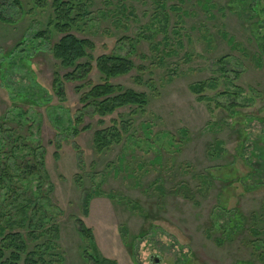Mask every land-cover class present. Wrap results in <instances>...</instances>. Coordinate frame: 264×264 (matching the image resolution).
<instances>
[{
	"label": "rangeland",
	"instance_id": "rangeland-1",
	"mask_svg": "<svg viewBox=\"0 0 264 264\" xmlns=\"http://www.w3.org/2000/svg\"><path fill=\"white\" fill-rule=\"evenodd\" d=\"M21 1L0 7L12 19L0 21V172L14 177L11 188L0 181L6 231L11 218L20 219L19 206L37 201L48 226L51 218L59 226L56 264H95L77 219L92 229L96 253L116 264H184L190 256L200 264H264V172L255 175L264 168L255 156L264 136V0H92L72 30L95 44L89 78L102 81L98 56L128 55L135 67L110 81L144 92L148 105L143 114L120 108L105 117L109 125L121 115L131 127L103 153L93 148L99 116L87 109L78 128H90L77 138L83 165L72 118L83 107L76 87L85 81L64 80L71 69L52 53L61 33L38 35L51 8ZM197 83L202 92L191 89ZM8 130L21 147L17 158L3 136ZM35 155H43L49 181L24 171ZM28 205L31 216L35 205ZM10 231L23 236L27 251L44 240H34L28 224Z\"/></svg>",
	"mask_w": 264,
	"mask_h": 264
},
{
	"label": "trees",
	"instance_id": "trees-1",
	"mask_svg": "<svg viewBox=\"0 0 264 264\" xmlns=\"http://www.w3.org/2000/svg\"><path fill=\"white\" fill-rule=\"evenodd\" d=\"M9 4L13 6L22 7L21 0H9ZM33 8L40 9L41 11H49L51 8L52 15L48 17L47 27L45 30L38 32L39 36L45 37L49 35V31L55 30L62 34L57 42L52 46V53L54 57L59 60L60 64L64 68L69 70L64 77V80H75V81H85L76 87V90L80 93V102L83 107L80 109V115L72 118L73 123V147L77 152L78 163L83 165L85 162L84 153L77 142V138L81 130H87L90 125H85L79 131L78 126L84 121V115H86L90 108V113L95 116H99L98 123L100 125L94 131L93 134V148L96 153H103L104 151L110 149L113 145L119 144L122 141L123 135L127 134L131 125L123 119V116L119 115L121 118L119 121L116 118L110 120V124L107 125L105 122V117L112 115L120 108H129L131 114H143L145 113L146 107L148 105V98L144 92H139L131 88H124L120 84H114L110 80L111 78L128 74L134 67V61L130 59L128 55H107L103 54L95 58L96 66L101 74L102 81L99 83H93L89 78L93 70V51L95 49V44L92 40L87 38H80L72 30L79 27L89 15L88 8L93 4L92 0H29ZM211 1H207L204 4L208 7ZM8 5L7 0H0V7L5 8ZM133 13V10L130 14ZM49 16V15H48ZM0 21L10 23L12 19L6 16L5 13L0 12ZM181 22H184L182 16ZM153 44V43H152ZM166 45L170 44L169 38L165 41ZM154 51H159L160 46L156 43L152 45ZM165 47L163 51H166ZM174 49L168 50L169 54H172ZM160 63H164V57L159 58ZM63 81L55 79V87L57 90L64 94V87L61 86ZM87 87L86 90H83ZM191 89L194 92H202L204 90V83L192 84ZM237 117L240 115L239 112L236 113ZM73 116V115H72ZM4 122L3 116L0 113V130L3 129L2 123ZM142 128L148 130L149 124L142 123ZM147 132V131H146ZM8 135L3 134L5 138L8 139L11 146L13 147L11 152V158H17L18 147L17 138H15V133L13 134L11 130L7 131ZM149 136V137H148ZM147 138L151 136L148 135ZM217 142L215 149H213L217 155L221 154L222 147ZM58 148L60 147L57 144ZM255 156L264 159V136L261 138V143L255 145ZM5 168V167H4ZM24 171L35 173L39 172L42 180L49 181V176L45 168V161L43 155L38 157L35 155L34 161H27L23 166ZM264 168L256 170L255 175H260ZM254 175V173H253ZM5 176V177H4ZM13 174L10 175L6 170L0 172V181L9 183L6 184L7 187H12L11 183L14 181ZM238 178V177H236ZM220 180L226 184L229 178L220 177ZM51 186V187H50ZM50 190L53 191V187L50 184ZM9 189V188H8ZM12 191L11 189H9ZM39 193L40 185H39ZM43 197L49 201L47 195ZM89 197V195H88ZM37 201L29 202L26 200L24 205L18 207V213L20 214V219H13L8 221V230L6 231L5 225L0 222V264H21V259L23 254L26 257L23 258V264H56V258L52 257L59 246L57 240L59 239V226L55 222L54 218L50 219V226L46 223L47 211H44L40 207ZM87 199L85 198V204ZM35 205V212L33 215L29 216L28 210L29 205ZM135 208L138 205L134 206ZM1 212V210H0ZM3 216V214H2ZM1 217V214H0ZM50 217V216H49ZM235 221L239 225H242L243 217L241 214L237 213L235 215ZM21 223L30 227V234L34 240H43L42 243H37L33 250L27 251L28 247L25 244V240L20 233H12L10 230L15 224ZM79 224V233L86 243V248L84 252L94 260L95 264H116L115 261L110 260L105 257H101L96 253V244L94 240V235L92 229L86 225L82 219H77ZM13 225V226H12ZM51 258L49 259V257ZM184 264H200L197 261L192 260V256L188 257ZM244 264V263H237Z\"/></svg>",
	"mask_w": 264,
	"mask_h": 264
},
{
	"label": "water",
	"instance_id": "water-1",
	"mask_svg": "<svg viewBox=\"0 0 264 264\" xmlns=\"http://www.w3.org/2000/svg\"><path fill=\"white\" fill-rule=\"evenodd\" d=\"M159 261V259H157V262Z\"/></svg>",
	"mask_w": 264,
	"mask_h": 264
}]
</instances>
